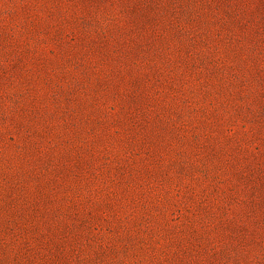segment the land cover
Returning <instances> with one entry per match:
<instances>
[{
	"label": "rangeland",
	"instance_id": "1",
	"mask_svg": "<svg viewBox=\"0 0 264 264\" xmlns=\"http://www.w3.org/2000/svg\"><path fill=\"white\" fill-rule=\"evenodd\" d=\"M0 264H264V0H0Z\"/></svg>",
	"mask_w": 264,
	"mask_h": 264
}]
</instances>
